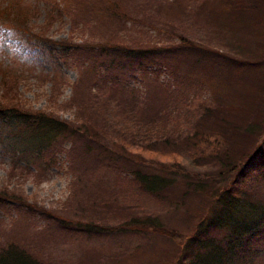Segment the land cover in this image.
<instances>
[{"label": "trees", "instance_id": "trees-1", "mask_svg": "<svg viewBox=\"0 0 264 264\" xmlns=\"http://www.w3.org/2000/svg\"><path fill=\"white\" fill-rule=\"evenodd\" d=\"M162 1L167 0H140L137 8L143 11L149 3L152 5ZM184 1H189V4L191 2ZM199 1L202 6L208 1L219 6L232 5L240 8L243 16L264 6V0ZM87 5L91 7V17L107 15L109 19L123 20L124 26L127 25L129 18L122 0H88ZM44 8L49 13L56 6L46 4ZM87 15L83 27L89 28L88 12ZM257 18L259 20H255L252 28L258 32L257 36L260 35L261 42H264V17L258 15ZM29 22L22 10H0V36L5 34V38H8V47L12 53L10 62L22 65L21 57H15L20 55V50L21 56H29L35 53L32 50H40L44 57L60 60L58 62L61 63H54L53 66L52 77H55L59 66H67L71 52H76L75 57L79 54V59H76L79 62L74 65L80 74L77 80L79 85L84 82L87 85V89L82 91L92 92L89 100L80 104H76L74 92L57 107L51 108L50 102L41 108H34L31 101L24 99L17 90L18 83L22 81V67L17 66L13 75H10V71L5 72L0 80L3 86L0 94V155L10 160L8 173L14 176L16 173L26 175L29 172L26 167L59 169L64 164V158L65 162L73 158L71 150L77 147L88 153L93 152L99 164H105V168L113 166L121 169V173L129 178L126 184L131 194L139 195L137 192H143L158 196L162 201L174 204V209L187 210L191 200L198 198L200 200L194 206H205V210L202 208L195 211L186 230H179L178 226L172 230L160 219L139 216L143 212L129 217L123 212L119 219L114 220L113 225L116 227L110 225L105 229L101 227L109 225L110 221L104 216L96 220L99 227L81 220L82 226L75 230V223L71 219L60 220L53 216L55 223L63 229L72 223L73 228L67 230H75L77 235L81 231L80 234L88 240L100 239V236L111 237L108 236L110 232L114 235L160 233L163 237L171 238L178 250L169 264H264V117L257 118L258 111L264 114V109L252 104L254 112L251 118L244 117L243 111L238 119H228L233 108H225L229 102L227 93L224 90L219 94L216 92L224 84L229 88L233 76L240 81L250 78L261 86L264 81V51L260 53L262 56L258 52H261L264 45L253 50L244 45L231 46L232 50L245 53L246 56H242L241 60L224 54L225 51L220 49L194 43L185 37V29L181 28L174 36L177 44L165 56H159L155 47H143L140 50L120 43L90 44L86 39L77 44L73 40L76 34H73L75 29L72 23L75 20H72V16L69 20L70 33L59 40L31 34L26 27ZM223 28L219 26L220 31H224ZM126 32L124 27L118 33L124 35ZM194 66L195 70L192 71ZM199 71L208 72L209 78H204L202 73L198 74ZM137 78L139 81H135ZM137 84L140 85L139 91ZM203 89L210 90L215 102L211 101ZM46 98L52 100L54 95L49 91ZM241 100L243 105L246 100ZM152 101H163L160 104L162 107H157V110ZM172 106L174 115L178 119L187 120L190 124L187 131L193 130L194 135L189 131L190 134L186 132L183 137L184 129L175 136L174 130L168 132L170 121L167 115ZM66 111H70L71 118L63 120L59 114ZM125 111L131 116L128 122L134 125L133 129H123L115 136H108L106 129L92 125L91 120L95 114H99L105 122H116L119 113ZM134 112L139 115L136 121L132 119ZM161 116L165 119L157 123ZM155 124H162L166 132L163 128L157 132L152 131L150 126ZM218 126L221 132L216 130ZM133 130L142 137L135 139ZM216 133L220 139L214 137ZM124 139L130 140L131 145L124 143ZM249 140L255 142L251 150L246 148ZM66 145L69 147L64 149ZM223 145L225 147L222 148ZM135 148L141 153L174 158V166L161 162L155 166L150 159L148 161L153 164L145 162L137 156L141 153H136ZM181 150L189 152L186 156L193 160H188L190 165L211 166L212 169L205 170L211 172L210 175L209 172L200 174L183 171L186 167L176 164ZM61 155H64L63 160L58 158ZM70 165H66L68 171ZM157 169L168 174H161ZM165 169L174 170L166 172ZM115 180L118 178L115 177ZM91 181L88 178V182ZM75 185L76 182L70 180L66 188L69 190L72 187L73 193ZM6 202L10 203L12 213L23 209L27 213L28 210H34L32 204L17 195L1 193V211L6 207ZM0 264L49 263L26 247L5 241L0 244Z\"/></svg>", "mask_w": 264, "mask_h": 264}, {"label": "rangeland", "instance_id": "rangeland-1", "mask_svg": "<svg viewBox=\"0 0 264 264\" xmlns=\"http://www.w3.org/2000/svg\"><path fill=\"white\" fill-rule=\"evenodd\" d=\"M87 2L88 0H31V2L29 0H0V10L24 11L30 21V24L26 26L27 31L33 35L53 40L66 38L70 33L69 20L72 16V20H75V23H72V28L75 29L73 34H76L73 40L77 41V44L86 39L90 44L95 42L120 43L140 50L143 47H148L147 49L155 47L159 56H165L174 47V44H177L174 36L181 31V28L185 29V37L194 43L212 49H220L225 51L224 54L239 59L246 56L245 53L232 50L231 46L244 45L253 50L264 45V42L259 39L260 35L257 36L258 32L252 28L255 25V20H259L258 15L260 18L264 17V6L255 8L250 13L248 12V15L243 16L240 8L232 5L230 7L228 4L227 7L219 6L210 1L205 2V6H202L199 0H191L190 4L189 1L184 0H167L158 4L150 5L151 3H149L147 9L140 11L137 8L140 0H122L129 18L127 25L124 26L123 20L109 19L107 15L97 18L91 17V7L87 5ZM46 4L55 5L56 8L48 13L47 10L44 11ZM87 12L89 14V28L83 27L85 24L83 22L84 17L88 16ZM64 13H66V17L62 18ZM219 26H223L224 31H220ZM124 27L127 32L120 35L118 32ZM7 40L5 34L3 37L0 36V80L5 72L10 71V75H13L16 71L15 68L21 66L20 79L22 81L20 84L18 83L17 90L24 99L31 101L32 107L41 108L50 102L52 103L51 108L57 107L62 104V101H66L69 96H72L74 92L76 104L89 100L92 91H82L87 89V85L85 82L79 85L77 80L80 77L76 67L79 62L76 60L79 59V54L75 57L76 52L72 51L67 66H59L57 75L52 77L54 63H61L58 62L59 59L51 60V58L44 57L40 50H32L35 53L32 52L33 54L29 56H21L22 51L20 50V55L17 54L15 57H21L22 65L10 62L12 53ZM253 43L255 44L253 45ZM262 51L264 48L258 53L260 54ZM195 67L192 71L195 70ZM199 73L202 72L199 71ZM202 74L204 78H209L208 72L204 71ZM38 75H40V79ZM89 75L92 76L90 71ZM83 76L90 78L87 75ZM137 80L138 78L135 81ZM231 80L232 84L229 88H226V84H224L222 89L216 90L218 94L223 90L227 93L229 102L225 108H233L232 113L227 116L228 119H238L239 114L243 111L244 117L251 118L250 116L254 112L252 104L254 107L264 109V81L259 86L258 82L251 81L250 78L240 81L233 76ZM243 83H248V85ZM136 88L139 91L140 85L137 84ZM2 90L3 86L0 84V94ZM49 91L50 94L54 95L52 100L46 98ZM204 91L209 95L211 101L215 102L211 97L210 90ZM241 99L246 100L243 105H241ZM152 103H155L156 108H160L163 101H152ZM242 106H248V108ZM262 114L258 111L257 118L264 117ZM59 116L63 120L71 118L70 111L61 112ZM136 116H139L138 112H134L132 117L134 121H136ZM130 117L129 113L125 111L119 113L116 122H105L99 114H95V118L91 122L94 127L106 129L108 136H115L117 132L123 129L134 128V125L128 122L131 121ZM167 117L170 121L167 130L168 132L174 130V136L182 129H184L183 137L189 131L192 133L191 135L195 134L193 130L187 131L190 126L187 120L178 119L174 115L173 106L170 108ZM163 119H165L164 116H161L157 119V123L160 120L163 122ZM156 124L150 126L154 132L163 128L162 124ZM216 130L221 132L219 126ZM164 132H166L165 129ZM133 133L137 140L142 137L135 130ZM214 137L220 139L217 133L214 134ZM123 142L131 145L128 139H124ZM254 146L255 142L250 140L246 142L248 150ZM68 147L69 145H66L64 149ZM135 150L136 153H141L138 148ZM181 151L179 162L176 164H182L186 167L183 171L205 174L209 172L205 170L212 169L211 166L204 164L200 166L190 165L188 163L190 158L186 156L189 152ZM71 152L74 156L66 162L64 155L58 156L59 159L63 160L64 158V164L59 169L26 167L29 171L28 174L16 173L15 176L12 175L13 173H8L9 158L0 155V194L17 195L34 207V210H28V213L25 212L26 209L12 213L10 203L6 202L4 210H0V244L5 241H13L15 245L26 247L33 253H37L40 259L49 264L171 263L178 250L174 247V241L171 238L163 237L160 233L114 235L115 233L110 232L108 236L111 237L100 236V239L88 240L80 234L81 231L77 235L78 232L75 230L78 226H82L81 220L87 221V224L96 225V220L101 219L102 216L110 221L107 226L102 224L103 227L101 228L105 229V227L115 224L114 220L119 219L123 212H126L128 217L134 213L143 212L144 214L139 216H147V219L152 218L153 220L160 219L172 230L175 226H178L179 230L182 228L186 230L193 220L195 211L202 210V208L205 210L204 205L200 208L194 206L200 199H192L187 210H183L174 209V204L171 205L169 201H162L158 196L143 192H137L139 195L132 193L133 196L127 189L126 182H129V178L121 173V169H115L113 166H106L105 168V164H99L100 162L93 152L88 153L77 147ZM137 156L145 162L151 164L154 162L155 166L160 162L174 166V158L172 161L168 156L150 155L149 152H142ZM149 159L152 162L148 161ZM189 162H193V160L190 159ZM65 164L67 167L72 164L69 171ZM169 170L174 169H165L166 172ZM160 171L161 174H168L162 169H157V172ZM115 177L118 180H115ZM88 178H91L92 181L88 182ZM70 180L76 182L73 193L72 187L69 190L66 188ZM84 210H86L85 213H83ZM53 216L60 220L71 219L75 223V230H67L73 228L72 223L65 225L63 229L61 225L55 223ZM113 227L116 226L113 225ZM106 229L108 230V228Z\"/></svg>", "mask_w": 264, "mask_h": 264}]
</instances>
